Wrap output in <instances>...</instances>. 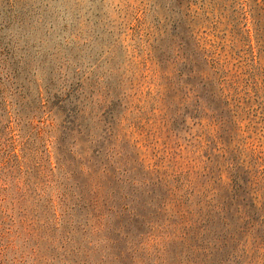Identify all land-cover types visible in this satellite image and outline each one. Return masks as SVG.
<instances>
[{"label":"rangeland","instance_id":"1","mask_svg":"<svg viewBox=\"0 0 264 264\" xmlns=\"http://www.w3.org/2000/svg\"><path fill=\"white\" fill-rule=\"evenodd\" d=\"M0 264H264V0H0Z\"/></svg>","mask_w":264,"mask_h":264},{"label":"trees","instance_id":"2","mask_svg":"<svg viewBox=\"0 0 264 264\" xmlns=\"http://www.w3.org/2000/svg\"><path fill=\"white\" fill-rule=\"evenodd\" d=\"M212 219H214V218H212ZM207 221H209V220H207ZM212 221V220H211ZM214 222H216V220H213V223ZM227 223V221H225L222 217L219 219V224H218V227H215L214 228V231L216 232L217 230H219V228L221 227V225H224V224H226ZM243 227H245V225L243 226ZM201 228L202 229H207L208 228V223H206V222H204V223H202L201 224ZM219 233L222 235V237H221V239L222 240H224V242H223V244H222V246L221 247H225V250L227 251V249H228V247H229V242H228V238H227V236H226V234H225V232H224V230H220L219 231ZM218 237H219V235H218ZM227 238V239H226ZM220 239V238H219Z\"/></svg>","mask_w":264,"mask_h":264}]
</instances>
